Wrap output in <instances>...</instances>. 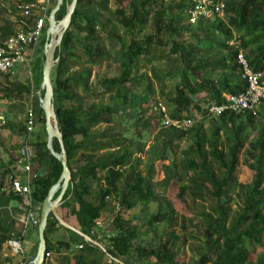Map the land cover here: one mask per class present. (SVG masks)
I'll use <instances>...</instances> for the list:
<instances>
[{
	"label": "trees",
	"instance_id": "obj_1",
	"mask_svg": "<svg viewBox=\"0 0 264 264\" xmlns=\"http://www.w3.org/2000/svg\"><path fill=\"white\" fill-rule=\"evenodd\" d=\"M34 1L18 0V3ZM70 1H63L55 14L56 20L65 14ZM107 3L108 0H77L70 24L55 52L58 61L50 73L53 104L59 109L57 122L71 173L58 211L67 220L61 213V208H66L75 216L76 227L103 242L105 250L63 227L49 215L44 231L45 259L50 252L60 253L64 249L68 251V255L61 257L67 260L65 264L70 260L72 264H100L99 257L105 255L110 257V264H115V259L124 264H184L176 259L174 249L180 241L179 231L173 228L179 214L169 198L161 193L175 180L181 202L186 203L185 196H189L192 202L207 203L198 210H188L192 216L183 218L188 224L196 220L195 229L203 237L201 240L194 232H186L181 224L179 227L186 237L198 239V243L189 249L192 252L189 264H264V251L257 253L264 248V105L260 106L257 115L223 113L217 118L210 117L207 128L203 127L204 117L195 122L198 114L209 117L208 104L222 103L224 94L237 93L244 88L240 66L236 62L238 47L235 43L230 44L232 40L238 41L250 67L262 72L264 78V0H228L224 18L213 17L194 24L180 23L185 0H126L104 18L97 6L106 11ZM53 5L55 0L48 14ZM97 26L108 34L110 47H106L97 34ZM118 26L123 29V35L117 34ZM46 27L47 20L37 48L40 54ZM13 32L9 21L0 26V38ZM77 49L92 65L106 59L116 62L115 74L99 81L103 87L117 92L112 99H119L120 106L91 104L82 108L74 89L80 87L82 91L90 92L91 68L71 70L69 63H75L80 57ZM40 54L34 66L35 86L11 83L13 87H4L5 93L0 99L12 100L13 92L26 99L34 93V88L38 89L43 61ZM139 59L154 66L164 64L166 67V60L175 63L174 76H168H177V83L167 90V103L171 106L169 116L193 120L188 130L160 126V113L156 119L158 127L154 141L148 148L145 146L152 134L151 120L155 113L142 104L148 103L156 90L149 76L139 74ZM7 74L0 73L2 76ZM141 82H144L143 88ZM163 89L161 93L166 91ZM196 91L204 92V98L196 100ZM32 108L36 123L40 124L31 140L35 150L32 171L39 173L32 180V197L38 206L39 217L41 202L59 178L62 166L47 149L44 113L36 94H33ZM157 109L161 112L160 107ZM5 118L9 119L8 116ZM110 122L112 124L103 129L96 128ZM16 126L10 124L9 128ZM17 130L22 139L24 124ZM186 139H189L188 144L176 157V148ZM18 145L7 152V161L0 159V172L8 171L15 162ZM53 147L59 151L57 140ZM242 150L245 152L243 163L253 172L247 182L236 177ZM143 153H148L149 166L145 174L138 169ZM158 163L160 167H157ZM97 173L101 184L94 197L88 199L93 188L89 178L94 179ZM159 173L161 178H158ZM106 197L118 205L111 221L112 230L104 235L97 223L107 206ZM234 198L239 200L235 210L230 203ZM17 201V196L4 195L0 183V252L7 239L21 234L20 224L13 215L17 208H13V213L8 208ZM137 205L139 215L147 214L145 231L151 233L144 243L136 242L142 234L136 225L132 226L137 217L128 216ZM37 225L34 226L36 233ZM56 226L62 228L67 237L54 241L51 232ZM159 227L164 232V239L158 237ZM79 244L81 248L77 247ZM36 248L37 243L35 251ZM95 250L97 256L92 254ZM251 254L255 255L254 260L250 258ZM10 259L11 256L4 258L11 262Z\"/></svg>",
	"mask_w": 264,
	"mask_h": 264
},
{
	"label": "rangeland",
	"instance_id": "obj_2",
	"mask_svg": "<svg viewBox=\"0 0 264 264\" xmlns=\"http://www.w3.org/2000/svg\"><path fill=\"white\" fill-rule=\"evenodd\" d=\"M99 0H97L98 2ZM18 3V0H0V24H3L5 21L12 22L14 25L15 24H21V21H25L28 23H32L33 19L31 16H36L39 15V9L37 7L32 8L31 10V16L29 18H22L21 15L19 14L18 10H16V4ZM125 4L126 0H108L107 7L108 9L105 11L101 7L97 6L98 12L103 14L104 18H108V12L114 10L117 4ZM54 7V5H53ZM52 7V8H53ZM50 9V8H49ZM181 15V14H180ZM182 17V16H181ZM181 24L187 23L184 14L183 18L180 21ZM97 34L101 37L102 42L106 47H110V39H108V34L106 32H103L100 30V27L97 26ZM117 34H122L123 35V29L118 26L117 27ZM77 35L81 38L82 35ZM241 34V33H239ZM115 44V43H114ZM77 54L80 56L79 59L75 62L72 63L70 62L69 65L71 67V70H80L82 67H89L91 68V75L89 78V82L92 83V89L90 92H84L82 89L75 88L74 91L76 94L80 97V104L82 108H87L91 104H103V105H109L111 107H117L120 106V100L119 99H112L116 96L115 90H109L105 87H103L99 81V79L103 77H109L115 74L116 72V62L114 60H101L98 62L97 65H92L89 62L85 60V57L81 55V50L77 49ZM40 53L37 51L33 55L32 61L30 68L24 65H19L16 68H14L11 72H8L7 75L2 76L0 75V96L3 95L5 92L3 91L4 87L12 88L13 86L11 83L15 84L16 82H20L23 84H28L31 87L35 86L34 81V66L37 61V57L39 56ZM40 56H42L40 54ZM140 61V69H139V74H142L144 77L149 76L150 82L152 83V87L154 90H156V93L154 96L151 97L148 103H143V107H148L150 112L151 110L155 113L152 117V134L150 138L146 141V148H148L152 142L154 141V135L156 133V129L158 127L156 123V119L158 116L160 117V112H158L157 107H164L166 112L170 111L171 106L167 103V90L170 88V86L174 85L177 83V76L175 77H168L170 75L174 76V72H176V67L175 63L170 62V60H166L165 62L167 63V66L165 67L164 64L158 65L156 64L155 66L143 59H139ZM43 62V61H42ZM99 81V82H98ZM144 82H141V88H143ZM166 88V91L161 93L164 89ZM37 92V89L34 88V93L32 95L30 94L29 97L25 99V97L19 96L18 93L13 92L12 93V100H7V99H0V115L3 116L4 118V124L1 123L0 121V159H3L4 161H7V152L13 147L17 146V144L20 143L21 137H20V131L17 130L18 127L22 126L24 124L25 120V113L27 112L28 108L30 105H32V100H33V94L35 95ZM205 93L201 91H196L195 93V99L196 100H201L204 98ZM160 104V106H159ZM205 107V105H203ZM121 108V107H120ZM117 113H119V109H117ZM148 110V111H149ZM194 114V112L192 113ZM5 116H8V120L5 118ZM198 118L195 119V122L203 119V127L207 128L210 124L208 123L209 120H211L210 117L207 116H202L200 114L196 115ZM36 117V116H35ZM17 125L14 129H10L9 125ZM112 123H101L100 125L96 126L98 129H103L107 125H111ZM157 126V127H156ZM40 128L39 123H35L34 131L32 135L30 136L29 140L34 139L36 135V131ZM254 134V133H253ZM221 138L222 137V134ZM145 139V137H144ZM189 139H186L182 141L179 144V148H176V157L180 156L181 149H183L187 144ZM54 142V141H53ZM13 150V149H12ZM245 152L244 150L241 151L240 153V162L238 164L237 170H236V177L239 181L241 182H247L252 176V171L243 163V156ZM141 162L138 165V169L142 171L143 174L146 173L149 164H147V159H148V153H143L140 155ZM157 167H160L159 163ZM162 174H158V178H161ZM184 178V177H183ZM89 182L92 184V190L90 195L88 196V199H92L95 195L97 186L101 184V177L100 174L97 173L96 177L89 178ZM163 195L165 194L171 203L173 204L175 210L179 214L178 218V223L177 225H174L173 228L176 231H179L180 234V241L177 242L174 246V249L177 251L176 252V259L178 261L183 262L184 264H189V260L192 257V252H190V248L194 247L196 243H198V239L194 238H189L188 236L186 237L185 234L180 232V224L184 226V229H186V232H194L196 236L200 238V240L203 238L195 229L197 226L196 220H194L193 223L188 224L187 221H185L183 218L184 216H192L188 210H198L202 207H206L207 203L206 202H192L189 198V196L186 197V203L181 202V200L178 197V182L173 180L165 189L164 192H161ZM232 208L235 210L237 208V205L239 203V200L237 198H234L233 201L230 202ZM14 204V203H12ZM202 205V207H201ZM36 205L34 204V207ZM36 208V207H35ZM152 208H154L152 206ZM37 210V209H35ZM139 205L136 206V208L133 211H130L128 213V216L131 217H137L136 219L133 220L132 226H137L139 231L142 232V234L139 235L138 239L136 242L144 243V240H149L150 237L148 234H146V227L145 226V221L147 219V214L142 213L139 215ZM61 213L65 215L67 218V222L73 226H77V222L75 219V216L70 214V212H67L66 208H61ZM15 216V215H14ZM115 216V207H114V202L112 198L107 200V206L102 210V234L106 235L109 234L112 230L111 226V221L113 220V217ZM17 218V215H16ZM195 223V224H194ZM30 226L25 227V231L28 230ZM62 229V228H61ZM200 231V228L198 229ZM158 237L161 239H164V232L161 229V227L158 228ZM27 234V233H26ZM58 234V231L52 230L51 232V238L54 241L60 240L63 236L62 235H56ZM143 239V240H142ZM185 239V240H184ZM142 240V241H140ZM38 242L37 239H34V244ZM23 250L22 254L20 255H14V257L10 260H13L14 263H16L21 257L24 256L25 258L32 257L34 258V255L36 254L35 248L33 250H29L26 247L25 241L22 243ZM5 246L3 245V249L0 252V264L4 261L5 256H8L7 250L4 248ZM37 249V248H36ZM261 250V249H260ZM258 250V251H260ZM262 250L264 248L262 247ZM261 250V251H262ZM93 255L97 256V250L93 251ZM92 254H88L89 256H92ZM10 257V256H9ZM100 258V264H110L108 260V256H101ZM251 259H255V255L251 254L250 255ZM60 260V257H58ZM32 260V259H31ZM66 261H63V264H65Z\"/></svg>",
	"mask_w": 264,
	"mask_h": 264
},
{
	"label": "built area",
	"instance_id": "obj_3",
	"mask_svg": "<svg viewBox=\"0 0 264 264\" xmlns=\"http://www.w3.org/2000/svg\"><path fill=\"white\" fill-rule=\"evenodd\" d=\"M53 0H35L34 2L18 3L17 10L22 18H29L34 7L39 9L38 14L31 26H19L11 35L0 38V73L7 74L19 65L30 68L33 55L37 51L38 44L43 34L45 20L48 19V10ZM186 6L183 10L184 17L189 24H194L199 20H206L213 17L224 18L228 0H185ZM238 47L236 62L240 66L241 79L244 88L237 93L224 94L222 103H212L206 106L207 115L217 118L223 113L234 116L245 114L257 115L261 105H264V78L263 73L254 71L245 56V52L238 46L235 39L230 42ZM32 95V93H31ZM160 106V104H159ZM162 115L160 126H171L179 130H188L193 124L190 117L172 118L165 108L160 106ZM1 123L4 122L0 115ZM36 123L32 105L25 113V135L21 139L16 149V160L6 172H0L1 191L6 196H17L19 201L17 218L21 224V234L10 237L4 243L9 256L22 254V236L25 227L38 224V212L35 210L32 197V180L38 176V172L32 171V160L35 155L34 147L29 138L34 131ZM110 199L109 197H106ZM117 208V202L114 201ZM81 248L82 245L77 246ZM16 262L3 261L2 264H29L28 260L22 255ZM111 263V261H109Z\"/></svg>",
	"mask_w": 264,
	"mask_h": 264
},
{
	"label": "water",
	"instance_id": "obj_4",
	"mask_svg": "<svg viewBox=\"0 0 264 264\" xmlns=\"http://www.w3.org/2000/svg\"><path fill=\"white\" fill-rule=\"evenodd\" d=\"M63 1L64 0H55V5L48 14L47 27L44 33L45 42L41 48V55L43 57L41 69L42 78L36 92L39 106L44 113L46 146L49 152L60 162L62 166V172L57 181L49 188L46 197L41 202L37 225L38 243L36 254L31 260V264H43L45 260L46 239L44 237V231L49 215H52L63 227L76 232L85 240L94 244L101 250H105L97 240L91 238L78 228L69 224L65 219L62 218L58 211L62 197L71 179V173L67 165V156L63 145L62 133L57 122L59 109L55 108L53 104V88L50 80V73L58 61V56L55 55V52L61 45L63 35L70 24L71 16L77 4V0H71L66 6L65 14L62 16V18L60 20H56L55 14L59 10ZM54 140H57L59 144V151H56L53 147ZM58 190L59 192L57 196L54 197Z\"/></svg>",
	"mask_w": 264,
	"mask_h": 264
},
{
	"label": "crops",
	"instance_id": "obj_5",
	"mask_svg": "<svg viewBox=\"0 0 264 264\" xmlns=\"http://www.w3.org/2000/svg\"><path fill=\"white\" fill-rule=\"evenodd\" d=\"M36 17V16H35ZM35 19V18H34ZM34 19H33V21H34ZM32 21V23H28V22H23V21H21V24H13L12 22V27H13V30L15 31L19 26H24V27H27V26H31V25H33V22ZM3 24H4V22H3ZM3 24H0V26H2ZM1 37V36H0ZM14 204H11L8 208H9V210H10V212L11 213H13V208H17V203H18V201L17 202H13ZM36 209H37V204H36ZM17 214H19V211H18V209L16 210V212H14V214L13 215H17ZM102 216V215H101ZM14 219L19 223V221L15 218V216H14ZM20 224V223H19ZM99 226H102V224H103V222H102V219H101V221L100 222H98L97 223ZM73 226V225H72ZM75 227V226H74ZM20 228H22V226H21V224H20ZM77 228V227H76ZM54 230H56V231H58V234H56V235H62L63 237H67V234H66V232L63 230V229H61V228H59V227H54ZM22 231V230H21ZM27 233V234H26ZM146 234H148V236L151 234V233H147L146 232ZM62 237V238H63ZM100 237V236H99ZM150 237V236H149ZM34 239H37L38 240V235H37V233L34 231V227H32V226H30V228L28 229V230H26V231H24V234H23V237H22V243L25 241V244H26V247L29 249V250H33V248H35V245L36 244H34ZM96 240V239H95ZM98 241V240H97ZM99 242V241H98ZM38 243V242H37ZM103 247H104V243L103 242H99ZM5 246V245H4ZM5 248V247H4ZM5 250H7L6 248H5ZM260 250V249H259ZM262 250V249H261ZM258 251L257 253H259V252H263L264 250H262V251ZM36 252V251H35ZM7 253H8V251H7ZM64 255H68V251L67 250H64V249H62L61 250V252L60 253H56V252H50L48 255H47V257H46V259H45V264H63V261H67V260H62L61 259V257L62 256H64ZM8 256H9V254H8ZM35 256V255H34ZM108 256V255H107ZM6 257V256H5ZM58 257H60V260L58 259ZM13 258V257H12ZM108 258H110L109 256H108ZM29 262L28 263H30L31 264V259H33L32 257H28V258H26ZM129 260H133V257H129L128 258ZM4 261H6V260H4ZM115 261V264H124L121 260H118V259H115L114 260ZM11 262H13V260H11ZM14 263V262H13ZM2 264V263H1ZM69 264H72V261L70 260L69 261ZM139 264H143V263H139Z\"/></svg>",
	"mask_w": 264,
	"mask_h": 264
}]
</instances>
